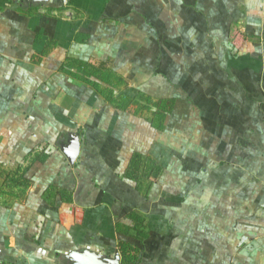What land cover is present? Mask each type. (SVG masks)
<instances>
[{
	"label": "crops",
	"instance_id": "1",
	"mask_svg": "<svg viewBox=\"0 0 264 264\" xmlns=\"http://www.w3.org/2000/svg\"><path fill=\"white\" fill-rule=\"evenodd\" d=\"M119 241L264 264V0H0V264Z\"/></svg>",
	"mask_w": 264,
	"mask_h": 264
},
{
	"label": "water",
	"instance_id": "2",
	"mask_svg": "<svg viewBox=\"0 0 264 264\" xmlns=\"http://www.w3.org/2000/svg\"><path fill=\"white\" fill-rule=\"evenodd\" d=\"M28 4L40 3L46 5L50 0H20ZM62 3L65 0H60ZM62 151L70 163H73L79 151V138L73 135L68 139L67 144L62 147ZM59 264H121L120 255L116 249L112 255L103 254L99 251L81 247L72 249L65 253Z\"/></svg>",
	"mask_w": 264,
	"mask_h": 264
},
{
	"label": "trees",
	"instance_id": "3",
	"mask_svg": "<svg viewBox=\"0 0 264 264\" xmlns=\"http://www.w3.org/2000/svg\"><path fill=\"white\" fill-rule=\"evenodd\" d=\"M97 71L92 69L91 74H94L95 76H99L96 73ZM160 102V101H158ZM149 103V102H147ZM164 104V103H163ZM169 108L171 107L172 102L168 103ZM45 156V155H44ZM155 163L152 160H148L146 162H143L142 156L140 154H135L131 161L129 162V166L127 169V174L131 175L133 172H136L140 167L142 170V177L143 175H146L150 172H152L155 168ZM134 222L132 226H125L120 221H115V230L118 232H122L123 234H129L131 230L134 232V236L137 238H144L145 233L138 228V226L141 224L142 221L140 215L135 213H130L128 215ZM118 251L121 255V264H137V261L139 259V249L130 245L129 243L125 241H119L118 242Z\"/></svg>",
	"mask_w": 264,
	"mask_h": 264
}]
</instances>
